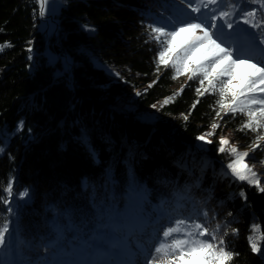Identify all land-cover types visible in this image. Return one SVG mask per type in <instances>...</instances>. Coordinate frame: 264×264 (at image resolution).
I'll list each match as a JSON object with an SVG mask.
<instances>
[{
  "label": "trees",
  "instance_id": "obj_1",
  "mask_svg": "<svg viewBox=\"0 0 264 264\" xmlns=\"http://www.w3.org/2000/svg\"><path fill=\"white\" fill-rule=\"evenodd\" d=\"M60 2L47 36L39 0H0V226L8 224L12 233L0 264L41 261L54 240L104 231L112 219L122 222L126 209L133 216L148 211L146 201H170L165 207L172 210L177 193L187 196L183 215L206 211L210 228L232 221L226 244L239 255L230 264H263L248 238L264 234V193L227 175L231 156L218 152L226 132L240 149H249L257 133L238 130L246 119L241 114L217 117L218 96L198 97V78L173 79L170 67L157 71L158 47L145 43V24L197 14L181 0ZM240 2L244 10L258 9L261 20L264 0ZM229 19L245 46L240 30L249 26L239 15ZM103 65L121 77L113 80ZM152 105L155 115L144 116L141 110ZM212 123L219 125L212 143L201 147L196 137L212 131ZM248 160L260 163L264 150ZM10 183L11 217L3 203ZM24 190L29 195L17 200ZM260 246L264 251V241Z\"/></svg>",
  "mask_w": 264,
  "mask_h": 264
},
{
  "label": "snow or ice",
  "instance_id": "obj_2",
  "mask_svg": "<svg viewBox=\"0 0 264 264\" xmlns=\"http://www.w3.org/2000/svg\"><path fill=\"white\" fill-rule=\"evenodd\" d=\"M248 2L254 4L256 0ZM47 3L48 0H39L41 16L45 13ZM181 3L186 4L191 13L197 15L189 14L188 19L181 20L169 17L166 23L154 22L144 25L149 36L145 43L152 41L158 47L157 56L154 57L157 71L160 66L166 69L170 67L175 73L173 79L180 75H187L189 80L198 78L199 87L195 89L198 97L205 94L218 96L215 101L219 109L216 111L217 117L222 119L221 113L231 114L233 117L241 114L246 117L238 130L257 133L255 141L249 145V151H238L236 146L226 149L225 146L229 145L230 141L222 136L218 142V152L224 153L227 150L231 156V161L226 165L227 175L247 182L264 193V185L261 184L257 172L246 162L250 152L264 150L260 143L264 141V134L258 132L264 130V13L261 20L257 21L258 9L244 10L240 0H181ZM260 8L264 9V4H261ZM236 15L254 30L253 34L258 38L259 54L242 48L232 39L236 21L229 18ZM88 30L95 29L89 27ZM3 47L5 46L0 45V50ZM182 90L183 87L180 91ZM178 94L174 93L173 96ZM170 100L171 97L165 98L163 104H168ZM151 107L155 109L156 105ZM187 118L185 115L184 119ZM17 127L22 130L23 122ZM218 127L217 123H212V131L196 137V140L201 142V147L212 143L210 137ZM3 151V147H0V153ZM260 163L264 164V160ZM6 193L8 198L3 199V203L7 205L6 211L11 217L15 211L11 207V183ZM28 195V190H24L16 194V199ZM240 196L246 200L244 192H241ZM186 199V194H175V207L171 212L165 208V205H170L171 202L162 200L155 209L158 215L154 220L142 218L137 228L130 229L125 239L132 240L135 237L132 242L136 251H129L127 258L118 264H230L234 257L239 255L231 251L226 244V237L229 235L227 228L232 221L217 223L214 228H210L207 226L206 211L183 215L181 209ZM231 215L229 213V216ZM148 228L152 231L149 232ZM232 234L238 235V230L232 229ZM11 238L8 224L0 226V251L10 243ZM248 239L251 251L264 255L260 246V242L264 241V234L258 237L250 236ZM88 264L106 262L92 261Z\"/></svg>",
  "mask_w": 264,
  "mask_h": 264
},
{
  "label": "rangeland",
  "instance_id": "obj_3",
  "mask_svg": "<svg viewBox=\"0 0 264 264\" xmlns=\"http://www.w3.org/2000/svg\"><path fill=\"white\" fill-rule=\"evenodd\" d=\"M60 4V0H48L45 6V13L41 16V29L44 30L47 36L54 30V17L58 12ZM240 31L247 36L246 45L244 46L245 42L243 41L245 39L240 34L234 35L233 39L236 40L242 48L249 49L259 54L258 43L256 40H253L255 35L252 34V36L248 37L251 33L249 28H244ZM102 67L105 68L106 72L113 80H118L121 77L114 67L107 65H103ZM125 101L127 100H121L122 103H126ZM141 111L144 116L155 115V109L152 107L142 109ZM222 136L230 141V144L225 146L226 149L236 146L238 151H249L247 148L240 149L237 144L233 143L228 132L220 137ZM246 162L257 172L261 184L264 185L262 164L248 160V158H246ZM142 198L148 200L144 195H140V199ZM160 203L161 202L153 204L146 201L148 211L140 210L139 216H133L130 210L126 209L122 222L117 219H112L104 231L97 233L93 230L88 237L72 235L70 238H65L64 240L60 237L57 239V244L55 240L51 242L53 249L49 251V254L39 255L41 261L36 260L33 264H88V262L92 261L106 262V264H118L119 261L127 258V253L129 251H136L135 244L132 242L135 237H133L132 240L125 239L129 230L137 228L138 225L141 224L142 218L154 220L158 215L155 209ZM165 208L168 212L172 211L168 207ZM119 229H122L121 233ZM148 231L151 232L152 229L148 228ZM45 252L48 253V250Z\"/></svg>",
  "mask_w": 264,
  "mask_h": 264
},
{
  "label": "water",
  "instance_id": "obj_4",
  "mask_svg": "<svg viewBox=\"0 0 264 264\" xmlns=\"http://www.w3.org/2000/svg\"><path fill=\"white\" fill-rule=\"evenodd\" d=\"M54 49H55L56 53L59 55V57H60L62 60H66V61H68L67 58L65 57L64 53L60 50L59 47L54 46ZM263 264H264V260H263Z\"/></svg>",
  "mask_w": 264,
  "mask_h": 264
}]
</instances>
